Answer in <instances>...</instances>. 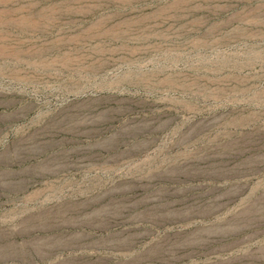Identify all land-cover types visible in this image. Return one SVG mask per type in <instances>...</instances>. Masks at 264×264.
I'll return each mask as SVG.
<instances>
[{
	"label": "rangeland",
	"instance_id": "1",
	"mask_svg": "<svg viewBox=\"0 0 264 264\" xmlns=\"http://www.w3.org/2000/svg\"><path fill=\"white\" fill-rule=\"evenodd\" d=\"M0 264H264V0H0Z\"/></svg>",
	"mask_w": 264,
	"mask_h": 264
}]
</instances>
